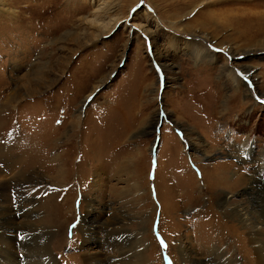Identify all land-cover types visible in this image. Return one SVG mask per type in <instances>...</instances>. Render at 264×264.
Wrapping results in <instances>:
<instances>
[{
    "label": "rangeland",
    "instance_id": "obj_1",
    "mask_svg": "<svg viewBox=\"0 0 264 264\" xmlns=\"http://www.w3.org/2000/svg\"><path fill=\"white\" fill-rule=\"evenodd\" d=\"M10 102V133L54 137L31 184L0 189V212L21 210L32 229L57 217L53 264H202L219 248L258 262L264 0H0V107Z\"/></svg>",
    "mask_w": 264,
    "mask_h": 264
},
{
    "label": "bare ground",
    "instance_id": "obj_2",
    "mask_svg": "<svg viewBox=\"0 0 264 264\" xmlns=\"http://www.w3.org/2000/svg\"><path fill=\"white\" fill-rule=\"evenodd\" d=\"M149 34H151V36L154 37V34L152 32ZM197 53L198 56H201L203 54L202 51ZM214 54L213 55L211 54L210 57H215ZM156 60L163 61L161 55H158ZM160 65H162V67H165V63L160 62ZM228 66H229L228 64L224 63L222 68H220L221 71H226L228 75L231 74L234 81L237 82L238 85H240L243 82L242 78L236 72L234 71L231 72ZM245 71H246L245 72L246 76L249 77L252 75L251 77H253L252 71H250L249 69H246ZM17 98H18V94L16 93L13 101L17 100ZM13 107H15L13 102L5 103V104L3 103L0 107V134L3 133L0 136V177H1L0 181L3 180V177H6V175L4 174L1 175L3 170L16 171L17 168L19 170H17L14 173V176L12 175L10 182L8 184L1 185L0 189L14 187L18 191L19 190L21 191L23 190L24 184L28 185L32 183L31 181H33V173L36 172L35 167L38 165L43 166L46 163V161L49 160L50 157L49 150L51 149V145H52L51 141H53L52 138L54 136L47 138L48 140L47 139L44 140V143L50 142L49 146L47 147V145L39 144L38 141H36L37 139L35 138V135H33L34 138L29 137L27 139H23L17 133L14 132L10 133L12 126L7 129L5 125L7 126V123L11 122L10 118H12L13 116L12 114H14L12 113V111L14 110ZM6 117L8 118L7 120L9 122L5 120ZM73 122L75 123V121ZM212 186H214L215 189L217 184L214 182ZM226 201H223L222 203V210L224 212L228 208ZM89 208H90L89 210H91L89 211L90 213L94 211L92 205H90ZM234 209H233V214L237 215L241 219L240 222H247L250 220V218L247 216L248 211L246 212L245 207L236 206ZM0 214L2 216L0 217V243H4V245H9L13 247V249L15 250L13 252H9L8 250H10L11 248L8 247L7 251H5L2 254L0 253V256L2 257V260L5 262V264H53V262H51V260L54 259L52 254L54 248L53 244L55 239L58 238V236L61 234V228H60L61 223L57 222V220H59L57 217H52L49 220H47L45 222L46 224L45 226L42 225L38 227H33L32 229V228H26L25 226H21L18 222L19 220L18 219L16 220L17 216H19V219H23V218L25 219L27 217V214L23 213L21 210H14L13 208L10 209L8 208L4 213L0 212ZM66 215L68 214L66 213ZM124 221L125 218H123L122 215L121 218L118 219L117 223L123 224ZM94 223L91 220L90 216L89 217L85 216L80 221L79 227L82 229V231L85 234L92 236L93 233H96L95 232L96 226L93 225ZM61 225H63V223ZM47 226H50L51 228L47 229ZM106 227H107L106 229L109 228L112 229L111 226L109 228L108 226ZM30 236H32V238L29 239ZM249 239L254 244V246L252 245V248L255 251L256 256L258 258V262L256 261L255 258V263L264 264V239L260 238L259 232H256L255 229L252 232H249ZM20 253H24L25 259H21L22 257L21 258L19 257L20 259L16 258L17 257L16 255L19 256ZM226 254L227 252L223 249L220 248L212 249L209 253L211 257L210 261L207 260V261H203V263L202 261L200 262L202 264H238L239 263L235 261L233 262V260L229 261L228 257H226ZM111 261L112 259L108 257L107 258L95 257L91 259L90 264H110Z\"/></svg>",
    "mask_w": 264,
    "mask_h": 264
}]
</instances>
